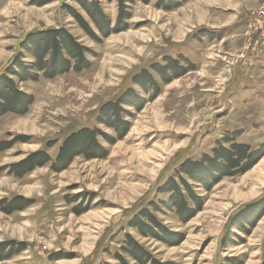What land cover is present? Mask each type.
I'll list each match as a JSON object with an SVG mask.
<instances>
[{"label":"rangeland","instance_id":"1","mask_svg":"<svg viewBox=\"0 0 264 264\" xmlns=\"http://www.w3.org/2000/svg\"><path fill=\"white\" fill-rule=\"evenodd\" d=\"M101 3L114 27L117 0ZM127 5L126 27L104 38L73 0H0V76L15 59L32 64L20 45L48 29H66L89 61L55 78L10 76L32 101L20 97L25 111L0 116V264H122L119 257L139 264L124 251L129 237L161 264H264V0ZM166 58L186 73L161 79L152 68L167 66ZM144 70L158 81V95L135 83ZM128 90L120 122L103 116L102 107ZM85 129L97 132L98 149L84 134L73 143L78 151L69 147L59 160L67 139ZM233 144L258 151L243 172L210 188L178 176L186 160ZM171 178L194 212L186 222L162 205ZM143 210L168 236L131 225Z\"/></svg>","mask_w":264,"mask_h":264},{"label":"trees","instance_id":"2","mask_svg":"<svg viewBox=\"0 0 264 264\" xmlns=\"http://www.w3.org/2000/svg\"><path fill=\"white\" fill-rule=\"evenodd\" d=\"M73 1L79 3V5L87 12L89 20L104 38H107L112 33L117 32L121 26L126 27L125 21H127L129 18L127 13L129 8L127 4L130 2V0H117L119 14L114 27L111 26V21L102 8V0ZM106 1L109 3L113 2V0ZM180 1L188 0H159V3L163 8L172 10L178 7ZM72 15L77 19L83 31L90 38L97 42L100 41L97 33L91 28L90 24L84 18L73 12ZM20 46L25 51L29 52L33 63L26 66L24 64H18L17 59H15L5 70V74L0 76V116L4 112L14 111L18 113L19 111H25L27 107H21L18 102V100L20 101V97L22 100L28 101L29 103L32 101V96L22 94L17 88L16 82L10 79V76H17L20 82L23 83L31 80L37 81L40 74L46 78H55L72 71L81 72L89 67V61L86 58V48L79 44L75 38L64 28L48 29L45 31H39L37 33H31ZM165 61L168 63L167 66L156 64L152 68L161 79H166L165 77L171 71L173 72L172 77H178L179 75L186 73L187 69L180 66L177 60L166 58ZM17 67L20 69L19 72H14L13 70H15ZM168 67H173V70ZM134 81L138 85L142 86L144 90L147 89L145 83L152 85L154 90H156V94H159V83L148 70L142 71L141 74L135 77ZM130 93H134L133 90H128L115 103L110 102L104 105L101 110L102 115H109L110 119H114V123L120 122L122 113L124 112L122 110V106L129 104L127 97ZM12 95L16 96L15 99L12 98ZM110 115L113 116L111 117ZM110 123L111 122H108L109 125ZM123 124L125 123L123 122ZM126 131L127 127H124V130L119 129V135L122 137ZM84 134H88L91 137L90 141H92L93 146L98 149L96 142L97 132H89L87 129H85L67 139L59 154V160L65 157V153H67V148L69 147L71 148V151L72 149H76V152L78 151L76 148L78 146H73V143L77 138H80ZM257 152L258 151L252 152L248 146L240 144H233L230 149L220 146L218 149L213 150V157L210 155H204L200 160H186L178 168L177 174L178 176L184 174L194 181L204 184L205 187L210 188L211 186L208 185L210 182L215 184L224 176H232L234 173H240L246 170L248 166L252 164V161L257 158ZM183 179L184 178L180 177L181 184L184 186L191 199L194 200L193 202H196V198H194L192 190L187 186ZM181 191L182 189L179 187V184H177L175 178L169 179L164 184L162 192L169 195V198L167 201L163 202L162 205L164 208L174 211L173 213L180 221L186 222L187 218L192 216L194 212L192 211L191 207L187 205L186 195L182 194L183 192ZM13 203L14 201L11 202L10 205L12 206ZM153 209L156 212L161 211V208L157 205H153ZM135 220L141 222L136 224L137 221H133L131 225H137L138 230L143 235L146 234V228L155 238L161 237L155 231H159L163 235L168 236L163 228L157 224L154 214L149 210H143L141 212V216L135 218ZM153 225H155V227H153ZM127 244L128 248H124V251L131 255L133 259H135V261L139 264H161L158 261H153L149 254H147L137 242L133 241L132 238L129 237ZM119 260L122 262V264H125L120 257Z\"/></svg>","mask_w":264,"mask_h":264},{"label":"built area","instance_id":"3","mask_svg":"<svg viewBox=\"0 0 264 264\" xmlns=\"http://www.w3.org/2000/svg\"><path fill=\"white\" fill-rule=\"evenodd\" d=\"M263 16H264V12H263Z\"/></svg>","mask_w":264,"mask_h":264}]
</instances>
